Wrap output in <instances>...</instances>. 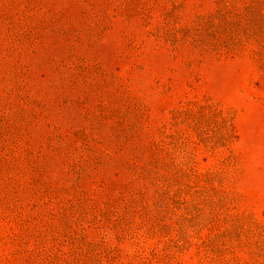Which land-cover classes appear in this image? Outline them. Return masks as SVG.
I'll use <instances>...</instances> for the list:
<instances>
[{
	"label": "rangeland",
	"instance_id": "obj_1",
	"mask_svg": "<svg viewBox=\"0 0 264 264\" xmlns=\"http://www.w3.org/2000/svg\"><path fill=\"white\" fill-rule=\"evenodd\" d=\"M0 264H264V0H0Z\"/></svg>",
	"mask_w": 264,
	"mask_h": 264
}]
</instances>
